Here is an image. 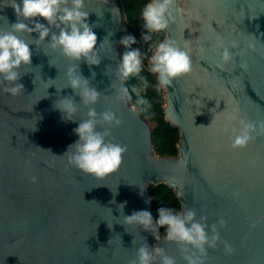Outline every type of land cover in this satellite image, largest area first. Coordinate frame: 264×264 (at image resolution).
<instances>
[{"label":"water","instance_id":"water-1","mask_svg":"<svg viewBox=\"0 0 264 264\" xmlns=\"http://www.w3.org/2000/svg\"><path fill=\"white\" fill-rule=\"evenodd\" d=\"M9 3L0 0V27L5 29L16 22ZM177 8L163 39L190 50L193 71L161 87L165 119L180 135L174 156L156 152L149 120L117 98L120 81L104 74L122 58L119 41L127 29L119 0H85L97 46L111 33L116 55L102 58L91 70L80 65L86 78L96 73L91 85L107 95L97 111L110 108L123 120L112 129L114 141L128 148L115 173L86 175L62 156L78 140L73 129L79 121H63L53 106L55 87L67 83L69 63L58 52L30 46L32 67L23 70L27 74L20 80L24 92L13 97L0 87V264H127L135 237L137 246L144 237L150 247L159 244L178 256L177 246L163 241L161 229L155 240L139 225L125 224L117 211L126 202L125 216L141 210L153 216L150 186L161 183L173 189L181 208L194 209L197 219L206 215L209 225L221 216L227 221L207 264H264V134L233 149L232 125L225 119L239 108L243 118L264 122V0H178ZM233 41L237 61L222 64L214 50ZM106 49L107 44L102 56L113 55ZM49 79L54 81L46 83ZM50 84L55 86L48 89ZM71 94L70 88L59 93ZM86 111L81 106L78 115ZM223 241L235 248L232 255L225 254Z\"/></svg>","mask_w":264,"mask_h":264},{"label":"clouds","instance_id":"clouds-1","mask_svg":"<svg viewBox=\"0 0 264 264\" xmlns=\"http://www.w3.org/2000/svg\"><path fill=\"white\" fill-rule=\"evenodd\" d=\"M177 4L178 0H149L141 11V40L148 45L147 49L143 52L140 49H132L131 46L137 43L135 37L125 35L119 41L125 48L120 62L115 68L111 65L106 68L105 75H115L120 81L117 98L125 104H130V110L133 112L151 108L150 101L145 97L150 87L169 88L174 81L193 71L190 50L179 46L171 38L154 40V35L166 33L170 24L175 21ZM8 5L14 10L16 22L8 23L6 29L0 27V87L13 97L24 92V85L20 80L27 74L23 70L32 67L33 51L30 46L34 45L39 51L42 50L41 45H45L53 52H58L69 63L65 69L67 83L62 88L55 87L58 98L53 106L61 113L63 121H79L78 126L73 129L78 140L69 145L62 156L67 157L71 167L86 175L103 178L115 173L121 167L128 148L127 145L114 141L112 129L120 127L123 120L110 108L97 111L96 105L101 96L107 95L91 85V80L96 77L94 71L90 79L80 70L81 62L86 63L91 70L92 66L101 64L102 58L111 60L115 57L109 40L111 33L97 46L98 37L93 31V26L87 22L89 12L85 10V0H20L19 3L17 0H10ZM38 18H42L46 24ZM33 33L37 36L33 37ZM105 44L108 45L105 51L110 50L113 55L102 56L101 49ZM237 48L238 44L233 41L231 45L221 43L214 51L222 64H228L237 61L238 52L233 51ZM145 59L148 60V71L156 77L155 85L150 84L148 78L141 75ZM49 64L55 66L50 59ZM130 77L137 78L138 82L129 91L125 82ZM48 81L54 80L49 79L46 83ZM52 86L55 85L50 84L48 89ZM110 87L113 88L112 83ZM69 88L73 94L59 95L62 90ZM77 96L80 98L79 102L75 99ZM81 106L87 109L83 117L78 115ZM225 119L232 125L230 140L233 149L245 148L255 140L256 135L264 134V122L243 118L239 108L234 109ZM30 164V160L25 161L26 166ZM30 181L36 183L37 177L31 176ZM232 195L237 198L239 192L234 191ZM125 206L126 202L117 207L125 224L139 225L140 229L152 233L155 240L160 237L154 233L163 228V241L175 244L178 251L177 256L169 254L168 250L159 244L150 247L142 236L144 242L137 246L135 237L132 240L134 255L127 264H207L208 251L216 249L221 243L219 229L227 224L221 216L209 225L206 215L197 219L196 211L187 207H161L158 209L159 218L155 221L152 214L146 210L134 211L125 216ZM223 250L226 255L235 252V248L228 241H223Z\"/></svg>","mask_w":264,"mask_h":264},{"label":"trees","instance_id":"trees-1","mask_svg":"<svg viewBox=\"0 0 264 264\" xmlns=\"http://www.w3.org/2000/svg\"><path fill=\"white\" fill-rule=\"evenodd\" d=\"M124 22L126 25V34L132 35L135 37L137 43L131 46L132 49H140L142 52L145 51L148 47L147 44H144L141 40L143 29L141 25L143 20L141 18V11L143 6L149 2V0H119ZM165 36V33H160L154 35V40H162ZM125 48H121V56ZM150 55V53H149ZM143 70L141 75H144L148 78L150 84H156V77L148 71V60L145 59L143 62ZM137 78L130 77L126 81V86L131 90V87L137 83ZM164 95L165 92L162 88L157 89L156 87H150L145 93L146 99L151 103V108L147 111H140L144 118L149 121H154L156 123L153 127V140H154V149L157 153L166 156H174L177 154V144L179 142V130L176 127H173L165 119L164 115ZM135 96L133 94V102ZM150 192L152 195V212L154 218L157 220L159 218L158 209L161 207H172L175 209H180V202L173 191L172 188L161 183L158 185H151ZM162 233L164 234V229L161 228Z\"/></svg>","mask_w":264,"mask_h":264},{"label":"rangeland","instance_id":"rangeland-1","mask_svg":"<svg viewBox=\"0 0 264 264\" xmlns=\"http://www.w3.org/2000/svg\"><path fill=\"white\" fill-rule=\"evenodd\" d=\"M152 127H155L156 123L154 121H149Z\"/></svg>","mask_w":264,"mask_h":264}]
</instances>
